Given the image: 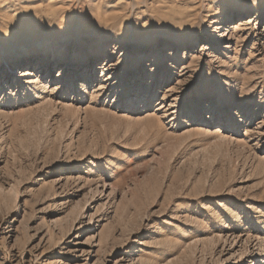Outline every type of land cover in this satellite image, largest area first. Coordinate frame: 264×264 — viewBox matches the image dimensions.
I'll list each match as a JSON object with an SVG mask.
<instances>
[{
    "label": "rangeland",
    "instance_id": "374dc122",
    "mask_svg": "<svg viewBox=\"0 0 264 264\" xmlns=\"http://www.w3.org/2000/svg\"><path fill=\"white\" fill-rule=\"evenodd\" d=\"M0 264H264V0H0Z\"/></svg>",
    "mask_w": 264,
    "mask_h": 264
},
{
    "label": "bare ground",
    "instance_id": "6f19581e",
    "mask_svg": "<svg viewBox=\"0 0 264 264\" xmlns=\"http://www.w3.org/2000/svg\"><path fill=\"white\" fill-rule=\"evenodd\" d=\"M84 62H85V60L83 59V60L80 61L79 63H80V64H84ZM64 65H67V67H68V69H69V68L74 67V66H75V63L70 62V64H69V62H66V63L64 62L62 66H64Z\"/></svg>",
    "mask_w": 264,
    "mask_h": 264
}]
</instances>
